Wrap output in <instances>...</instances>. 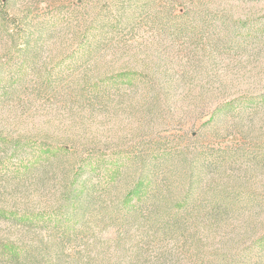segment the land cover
Wrapping results in <instances>:
<instances>
[{"label":"rangeland","instance_id":"374dc122","mask_svg":"<svg viewBox=\"0 0 264 264\" xmlns=\"http://www.w3.org/2000/svg\"><path fill=\"white\" fill-rule=\"evenodd\" d=\"M115 160L157 216L120 209ZM0 207L39 216L0 240L41 264H264V0H0Z\"/></svg>","mask_w":264,"mask_h":264},{"label":"trees","instance_id":"16d2710c","mask_svg":"<svg viewBox=\"0 0 264 264\" xmlns=\"http://www.w3.org/2000/svg\"><path fill=\"white\" fill-rule=\"evenodd\" d=\"M18 141L13 143V148H17ZM56 153H53L51 157L32 155L28 163H26L22 169H24V175L37 171L39 168L44 170L45 168L52 166L56 160ZM91 161V160H90ZM88 161V162H90ZM96 163V162H91ZM136 167L135 172L132 176H129L128 188L124 191V194L118 196V206L120 209L125 208L127 214L131 211L133 214H139L145 211V217L152 218L157 216L160 212L158 207L155 204H152L150 207L143 208V193L146 191V187L150 184L151 180L146 175L148 169L145 167L142 162L139 165H136L133 161H128L125 163L119 164L117 160L113 161L109 167L110 172L106 174L108 183L114 184L115 181L121 179L123 174L127 170H130L132 167ZM83 166H75V169L72 168V176H70L69 181L63 183L62 193L59 197V209L64 207L68 209L69 207L75 206V232L78 230H84L77 226V215L80 213L79 210L88 206L91 202V199L95 196L90 189L89 183L79 177ZM131 178V179H130ZM146 193V192H145ZM160 200V199H159ZM169 198L165 196L164 201L168 202ZM132 207V209H131ZM165 214L160 217L163 220V227H166L167 231H178L176 229L179 225L181 217L178 216L177 212L173 210H166ZM185 214V212H183ZM0 217L9 220L11 223H18L22 225H32L36 224L35 222L39 218L37 214L27 213L25 210L17 211L12 209H5L0 207ZM76 226L78 228H76ZM0 261L5 262L6 264H41L44 260L39 258L37 253L35 254L32 250L27 248L19 247L13 242L2 241L0 240Z\"/></svg>","mask_w":264,"mask_h":264}]
</instances>
